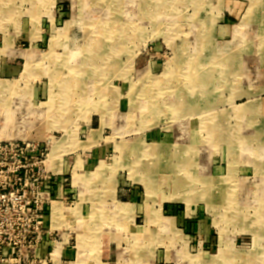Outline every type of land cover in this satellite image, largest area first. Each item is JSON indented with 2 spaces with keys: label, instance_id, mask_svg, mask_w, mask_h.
Segmentation results:
<instances>
[{
  "label": "rangeland",
  "instance_id": "1",
  "mask_svg": "<svg viewBox=\"0 0 264 264\" xmlns=\"http://www.w3.org/2000/svg\"><path fill=\"white\" fill-rule=\"evenodd\" d=\"M228 13L238 14L237 42L214 32ZM204 89L208 95H194ZM190 96L207 102L209 114L184 120ZM247 106L258 107L248 119L253 131L242 128ZM179 124L214 161H225L224 182L249 177L255 196L200 194L201 181L190 177L195 169L172 161ZM88 138L98 140L94 147ZM13 140L47 149L48 158L56 150L80 158L74 178L65 175L71 195L56 193L55 181L31 178L46 205L45 240L31 257L6 264H51L39 256L59 233L51 205L111 203L116 177L127 176L152 182L142 200L154 211L178 203L201 209L207 223L187 240L155 216L154 229L128 234L136 239L128 243L132 263L264 264V0H0V141ZM87 155H96L95 163L87 164ZM180 171L188 187L168 179ZM54 217L70 246L101 235L102 228L88 226L93 215ZM77 217L85 225L71 224ZM156 247L180 258L158 263Z\"/></svg>",
  "mask_w": 264,
  "mask_h": 264
},
{
  "label": "crops",
  "instance_id": "2",
  "mask_svg": "<svg viewBox=\"0 0 264 264\" xmlns=\"http://www.w3.org/2000/svg\"><path fill=\"white\" fill-rule=\"evenodd\" d=\"M237 15V13H228L223 15V17L219 21V24L214 28L215 34H221L224 36L232 33L234 36L233 41L237 42L240 36L239 32H236V30H238V28L240 27V25L236 24ZM248 60L249 59H244V64L247 63ZM248 76L251 77L252 73ZM257 76L260 78L262 77V74ZM203 79L204 77L200 78V80ZM250 81H253V79ZM202 94L208 95L209 91L207 89H204L194 92V95ZM198 98L201 97L198 96ZM192 99L194 100L192 101ZM204 99L206 100L207 98ZM200 102L201 100L196 101L193 96H190V102L187 108V112L184 113V120H187V118L191 120L195 119V117L189 116L202 115L204 113L209 114L208 103L205 102L202 106ZM257 108V106H247V112H243L244 118H246V124L243 125L242 128H245L246 126L247 130H255L254 127L249 126L248 119L250 121V118L255 115V111L257 110ZM210 111L212 112L215 110L213 109ZM234 113L235 116L239 115V110H236V112ZM172 130H176V136L173 137V139L177 143L173 146L180 148L179 151H175L176 153L171 154V156L174 155V160L172 161L174 162L176 167H183L184 165V169L187 167L195 169V173H193L194 175L191 174L190 177H193V179L195 180L201 181V184H199V186H201L203 192L200 190V194L205 192L206 194H212V196L220 195L223 196L221 200H224V194L232 196L236 193L239 196L245 195L248 199L253 198L252 196H255V186L253 187V185L248 182L249 177H245L248 180L243 179L240 182L238 179V184L234 182H228L229 180L224 182V180L229 179L224 176L225 167L223 166V164L225 161H214L212 159L213 155H208L207 150H205V144H203L202 142L197 143L195 141H192L189 138V128L185 127L183 124H179ZM240 130L243 131V129ZM93 134L91 136H93ZM91 140L93 139L88 138V141L85 142L87 147L92 146V144L95 146L98 141L95 140L93 142ZM228 144H231V142H228ZM225 146H227V144ZM82 151L84 152V154L90 152L89 150ZM93 151L97 152L99 151V149L97 148ZM51 153L52 150L50 151V154ZM182 153H185L183 159L180 158ZM167 154L170 155L169 153ZM95 157L96 155H87L85 157L87 164H90V162H92V164L95 163ZM79 158L80 155H74L69 158L66 155H60V152L58 150L54 152L53 158H51L49 155V159L47 161V170L54 176V185H57L56 193L61 195H69L70 193H74L73 186V191L65 189V175H70L73 177L74 173L76 172L75 169L78 165ZM184 169L181 168V171ZM181 171L178 174L175 172L174 176H170L168 177V179L171 181L175 178L176 181L174 182V186L178 188L188 187V185L185 184L184 181L179 180V178L183 176L181 175ZM231 172L233 171L231 170ZM185 173L186 174L184 175L188 174L187 172ZM116 180L117 181L115 184L114 198L111 200V203H104L103 205L94 208L89 206L87 210L85 209V207L79 205H74L75 208H69L65 206L67 205V203L62 202L53 203L51 205V209L49 211L50 224L51 227L57 230V232L59 233L56 236L57 240L50 241L47 239L48 241L46 242V244L41 248V250H39V256L41 259H47L50 256L51 261L49 263L51 264H138L132 263L133 256L131 255V249L128 247V243L135 242L136 239L133 241L132 238H129L128 234L130 235V233L134 232V235H136L137 233H135V231L137 232L139 231V228L143 227H151L154 229L156 226H158V224H153V221H155V216H161V218L163 217L160 223L164 228L165 225H168V227L171 229L172 227L178 229L187 240L195 238V233L199 235L201 234L202 229L206 228L207 223L203 219L204 216L201 209L195 208L194 210L188 212L187 209L183 210L181 204L179 205L178 203H174L170 206H166V211L163 213V209H157L156 211H154L151 207L145 205L142 200V195H144L145 197V194H150L152 192L151 187H149L152 182L150 184L149 182L143 184L139 179H132L128 176L127 178L116 177ZM220 180L223 181L220 182ZM213 182L217 184L216 189H213L209 186V183ZM261 192L262 191L260 190L259 194H261ZM228 201H232V199L229 198ZM55 204L57 205L59 211L54 210ZM62 205L64 206L63 208L61 207ZM63 211L64 213L70 212V216L73 218L77 215H83L84 213L88 214L89 216L93 215V218L89 220L88 226L102 228L100 237L93 241L87 240L89 244H81L80 242H82V240L76 238V245L70 246L68 243H66V235L63 234L60 230L59 221L57 222V220H55L56 218L54 217L55 215L56 217L61 218L63 216ZM166 213L169 216H167ZM84 221L85 220L83 217L82 219H79L77 217L75 220H72L71 224H75V226H83L85 225ZM143 241L144 240H142L141 242ZM203 242H205V240ZM90 247L92 248V250H90ZM155 249H157L155 251L157 252L155 259L158 260V263L160 261L167 263V260H170L172 256L174 258L176 257V259L180 258V254L175 256L171 250L160 251L157 247ZM50 251L52 252L51 254H49ZM159 258L162 260H159Z\"/></svg>",
  "mask_w": 264,
  "mask_h": 264
},
{
  "label": "built area",
  "instance_id": "3",
  "mask_svg": "<svg viewBox=\"0 0 264 264\" xmlns=\"http://www.w3.org/2000/svg\"><path fill=\"white\" fill-rule=\"evenodd\" d=\"M48 159L38 145L0 141V264L31 257L45 240L46 205L30 180L54 181Z\"/></svg>",
  "mask_w": 264,
  "mask_h": 264
},
{
  "label": "bare ground",
  "instance_id": "4",
  "mask_svg": "<svg viewBox=\"0 0 264 264\" xmlns=\"http://www.w3.org/2000/svg\"><path fill=\"white\" fill-rule=\"evenodd\" d=\"M247 111V108H246V110H245V112ZM218 129V128H217ZM222 131V130H221ZM222 138V137H221ZM218 139V138H217ZM247 140V139H246ZM104 169V168H103ZM99 170H101V169H99ZM100 178V177H99ZM213 185V184H212ZM55 207H56V205H55ZM55 209H58V207H56ZM54 209V210H55Z\"/></svg>",
  "mask_w": 264,
  "mask_h": 264
}]
</instances>
